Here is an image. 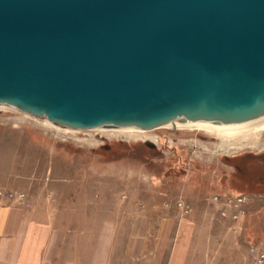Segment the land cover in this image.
I'll use <instances>...</instances> for the list:
<instances>
[{
    "label": "water",
    "instance_id": "water-1",
    "mask_svg": "<svg viewBox=\"0 0 264 264\" xmlns=\"http://www.w3.org/2000/svg\"><path fill=\"white\" fill-rule=\"evenodd\" d=\"M0 103L75 128L264 113V0H0Z\"/></svg>",
    "mask_w": 264,
    "mask_h": 264
},
{
    "label": "crops",
    "instance_id": "crops-1",
    "mask_svg": "<svg viewBox=\"0 0 264 264\" xmlns=\"http://www.w3.org/2000/svg\"><path fill=\"white\" fill-rule=\"evenodd\" d=\"M1 128L0 185L29 204L0 199V264H251L237 227L207 211L139 208L119 198L116 176L72 172L22 130Z\"/></svg>",
    "mask_w": 264,
    "mask_h": 264
},
{
    "label": "rangeland",
    "instance_id": "rangeland-1",
    "mask_svg": "<svg viewBox=\"0 0 264 264\" xmlns=\"http://www.w3.org/2000/svg\"><path fill=\"white\" fill-rule=\"evenodd\" d=\"M0 127H6L8 133L22 130L24 138L39 144L45 154L69 162L72 172L113 180L116 176L117 188L116 182L106 185L118 190L119 198L133 197L139 208L175 210L182 216L207 211L231 229L237 227L235 236L245 241L251 264L264 253V131L255 140L241 135L224 141L203 130L169 124L128 137L100 131L119 127H62L7 104H0ZM0 188L22 194L20 200L6 195L0 199L29 204L23 190ZM229 196L242 197L243 212L236 219L220 210Z\"/></svg>",
    "mask_w": 264,
    "mask_h": 264
},
{
    "label": "bare ground",
    "instance_id": "bare-ground-1",
    "mask_svg": "<svg viewBox=\"0 0 264 264\" xmlns=\"http://www.w3.org/2000/svg\"><path fill=\"white\" fill-rule=\"evenodd\" d=\"M0 104H5V103H0ZM169 124H176L177 127H186L188 129L203 130L207 132L208 134H211L215 136L216 138L220 140H224V141H228L232 138H236L241 135H245V136L250 135V138H253V140H255L257 139L258 135L264 131V113L259 116H256V117L244 120V121H230V122H223L221 120L204 119V118L187 119L183 116H176L172 118L171 120L164 122L158 126H164V125H169ZM60 126L70 128V129H79V130L89 129V128H75V127H70L67 125H60ZM108 126L109 127H119V128H112V129H107V130L100 129V131L110 132V133L111 132L112 133H123L125 136H128V137L140 136L141 134L146 132L144 130L148 129V128H142L135 124H119L115 126L100 124V125L93 126L90 128L108 127ZM136 127L142 128L143 132L138 130ZM55 128H57L58 130H64L59 127H55Z\"/></svg>",
    "mask_w": 264,
    "mask_h": 264
},
{
    "label": "built area",
    "instance_id": "built-area-1",
    "mask_svg": "<svg viewBox=\"0 0 264 264\" xmlns=\"http://www.w3.org/2000/svg\"><path fill=\"white\" fill-rule=\"evenodd\" d=\"M0 195H6L8 197H11L13 199L20 200L22 198V194L20 192L15 191H6L2 188H0ZM242 197L240 196H234V197H227L223 200V206L221 207V213L230 216L232 219H236L239 215L242 214L243 209L240 207V201ZM177 205L180 206L182 209H185L184 203L181 201H177ZM256 264H264V253H260L255 258Z\"/></svg>",
    "mask_w": 264,
    "mask_h": 264
}]
</instances>
